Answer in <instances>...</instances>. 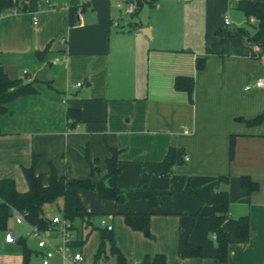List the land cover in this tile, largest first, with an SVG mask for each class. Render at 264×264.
Masks as SVG:
<instances>
[{
	"label": "crops",
	"instance_id": "0c3cea01",
	"mask_svg": "<svg viewBox=\"0 0 264 264\" xmlns=\"http://www.w3.org/2000/svg\"><path fill=\"white\" fill-rule=\"evenodd\" d=\"M119 1L14 0L13 8L0 15V64L12 79L35 81L32 93L6 104L35 114L26 129L0 135V180L12 179L18 191H26L22 168L36 154L34 171L44 183L50 166L68 181L91 177L98 183L115 150L122 167L116 185L125 202L75 189L94 213L74 225L72 248L82 254L77 264H117L106 238L95 259L100 218L111 224L125 264L156 254L163 255L156 264H264V121L246 123L264 112V88L244 90L264 74V65L249 55L243 38L216 34L231 28L223 17L238 10L237 0H137L131 15L120 13ZM199 58L202 69L196 67ZM177 77L193 79L191 99L175 87ZM69 109L79 112L74 126ZM170 148L187 159L172 166L176 175L163 178L156 173ZM86 152L97 169L93 174ZM219 176H228L229 183L218 182ZM241 176L256 182L257 189L248 193ZM215 185L228 191L229 216L247 215L249 221L248 240L230 244L225 261L216 258L209 230ZM180 191H190L195 199L179 197ZM148 196L155 198L152 206ZM61 204L60 199L45 207L46 216ZM127 211L151 213L146 234L125 223ZM10 224L15 238H26L30 254L24 262L21 246L6 243L0 232V264H43V250L28 244L36 240L27 225L16 223L13 229ZM46 236L60 243L56 233ZM187 241L201 247L200 259L182 256ZM48 264L63 263L54 256Z\"/></svg>",
	"mask_w": 264,
	"mask_h": 264
},
{
	"label": "trees",
	"instance_id": "16d2710c",
	"mask_svg": "<svg viewBox=\"0 0 264 264\" xmlns=\"http://www.w3.org/2000/svg\"><path fill=\"white\" fill-rule=\"evenodd\" d=\"M140 1H137V8ZM14 0H0V15L6 10L12 9ZM236 8L243 12L246 19L254 20V32L250 34L243 27H233L227 30L218 29L216 34L221 39L229 37L243 38L249 49V55L252 58L260 59L264 55V2L253 0H237ZM253 45L259 47L258 54L251 52ZM204 66L203 58L196 60L197 69H202ZM177 89L185 90L191 99L193 90V79L191 77H177L174 83ZM34 88L28 83H23L20 79H12L5 72L0 64V112L6 111V104L12 102L19 96L32 93ZM69 118L73 120L71 125L77 122L79 112L74 109H69L67 112ZM264 121V112L256 115L251 119H247L246 123L249 126L260 124ZM2 132L0 131V135ZM112 150V149H111ZM234 154V142L230 138L228 157L232 160ZM179 149L170 148L161 163V168L157 174L165 175L170 172L173 165L182 162L183 156ZM38 155H32L31 164L28 167H23V174L27 182V190L20 192L16 189L12 179L4 178L0 180V232L5 233L8 230V224L11 218V209L16 208L25 212V220L39 230H46L49 227L50 219L46 216L44 206L46 204H57L58 200H62L60 212L63 217L74 222L76 219H90L94 213L85 209L77 196L75 189L94 190L101 199H110L115 203L120 204L125 202L123 191L116 185V177L122 171V167L118 165L115 150H112V155L106 160V174L101 182L94 183L91 177L86 179L66 180L64 177L57 176L53 166H50V175L47 182L44 183L41 175L35 174L34 168L37 162ZM85 158L90 165V173L93 174L97 169L93 166V162L89 158L88 152ZM218 182L229 183L228 176H219ZM240 185L247 190L248 193L257 189L258 184L250 180L247 176H241ZM149 205H153L156 201L154 197L148 196ZM151 213L146 212H131L124 213V221L134 230L148 231L149 219ZM209 230L214 235L217 243L216 258L221 261L227 259L228 247L233 243H244L249 238V221L248 216L243 215L237 218L229 216V194L226 189H219L217 185L214 187L212 203L209 213ZM101 242L99 249L95 254V259L100 256L102 250V240L106 238L111 243V251L117 257V264H125L123 255L114 246L111 230L99 229ZM26 238L17 236L15 242L21 246L23 253V261L28 260L30 254L29 249L25 244ZM182 256L200 259L203 256L201 247L193 245L188 241L185 243L182 251ZM157 261H163V255L156 254L153 258L145 255L140 264H156Z\"/></svg>",
	"mask_w": 264,
	"mask_h": 264
},
{
	"label": "built area",
	"instance_id": "2783aa9c",
	"mask_svg": "<svg viewBox=\"0 0 264 264\" xmlns=\"http://www.w3.org/2000/svg\"><path fill=\"white\" fill-rule=\"evenodd\" d=\"M233 1V0H231ZM118 9L121 11L122 15H131L137 9V0H128L125 5H123V1H119L117 3ZM223 22L225 25L230 24V20L228 15H224ZM117 25V21L114 22ZM251 52L254 54H258L259 47L257 45H253L251 48ZM250 54V53H249ZM58 59L56 58L53 63H55ZM78 86L80 83L77 84ZM253 88H264V74L258 78H256L252 83L247 82L244 85V90L248 91ZM71 120H69V123ZM186 160L187 157H184ZM17 224H25L27 225L28 235L36 240L37 247L43 250L42 254V263L48 264L50 259L54 256H58L61 259L63 264H77L82 261V254L79 251H75L72 248L73 241V222L62 216L61 213L57 215H53L50 217V224L48 229L39 230L35 226L29 225L25 220V212L20 211L16 208L11 209V218ZM98 227L101 229L111 230V224L107 223L104 218H100L98 221ZM54 232L60 238V243L55 245L50 242L46 233ZM4 241L6 243H14L15 242V234L11 230H7L4 233Z\"/></svg>",
	"mask_w": 264,
	"mask_h": 264
},
{
	"label": "rangeland",
	"instance_id": "374dc122",
	"mask_svg": "<svg viewBox=\"0 0 264 264\" xmlns=\"http://www.w3.org/2000/svg\"><path fill=\"white\" fill-rule=\"evenodd\" d=\"M229 17V20L232 22L231 28L233 27H243L245 28L250 34H252L254 32V20L252 19H246L245 15L243 14L242 11L240 10H235V9H231L229 11V13L227 14ZM255 59V58H253ZM256 60H261L262 64L264 65V55L261 56L260 59H256ZM262 65V66H263ZM251 80V79H249ZM253 80V79H252ZM28 84H30L31 87H34L35 85V81H29L27 82ZM251 93V91H249ZM251 95H254L253 92L252 94H248L246 93V99L248 100L250 98ZM6 106V111L5 112H0V131L1 132H14V130L18 131V130H24L26 129L31 123V120H33V116L35 112H31L29 109H25L23 106L20 105H5ZM24 128V129H23ZM183 161L185 160L184 157L182 159ZM182 161V162H183ZM182 162H180L179 164H181ZM23 171V170H22ZM176 175L177 173H175V169L172 171V168L170 170L169 173L165 174V175H159L163 178H169L172 175ZM156 175H158L156 173ZM186 184H187V179H186ZM176 195H178L181 198H187L189 200H193L195 199L193 195V193H191L190 191H180V192H176ZM44 207H48V204H46ZM50 212V211H48ZM60 212V208L57 209H52V215H57ZM61 213V212H60ZM50 216V217H51ZM10 225L13 229H16L17 225L16 223L11 219L10 220ZM78 223H80L79 219H76L73 222V228L74 225H78ZM73 233V230H72ZM146 234V232H145ZM73 238H74V234H73ZM28 244H30L31 246L36 245V241H33L31 239L28 240ZM37 257L34 255L31 257L30 259V263L33 261H36Z\"/></svg>",
	"mask_w": 264,
	"mask_h": 264
},
{
	"label": "water",
	"instance_id": "95a60500",
	"mask_svg": "<svg viewBox=\"0 0 264 264\" xmlns=\"http://www.w3.org/2000/svg\"><path fill=\"white\" fill-rule=\"evenodd\" d=\"M237 120H240L239 118H237Z\"/></svg>",
	"mask_w": 264,
	"mask_h": 264
}]
</instances>
